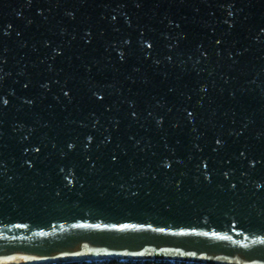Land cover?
Returning <instances> with one entry per match:
<instances>
[{
    "label": "water",
    "instance_id": "1",
    "mask_svg": "<svg viewBox=\"0 0 264 264\" xmlns=\"http://www.w3.org/2000/svg\"><path fill=\"white\" fill-rule=\"evenodd\" d=\"M264 264V0H0V264Z\"/></svg>",
    "mask_w": 264,
    "mask_h": 264
},
{
    "label": "trees",
    "instance_id": "2",
    "mask_svg": "<svg viewBox=\"0 0 264 264\" xmlns=\"http://www.w3.org/2000/svg\"><path fill=\"white\" fill-rule=\"evenodd\" d=\"M39 264H206L199 262L167 260V259H100V260H77L69 262H46Z\"/></svg>",
    "mask_w": 264,
    "mask_h": 264
}]
</instances>
